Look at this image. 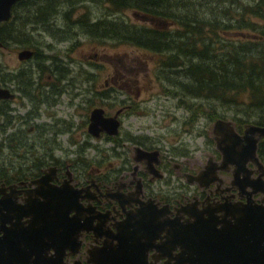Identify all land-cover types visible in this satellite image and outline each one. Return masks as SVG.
<instances>
[{
	"label": "flooded vegetation",
	"instance_id": "1",
	"mask_svg": "<svg viewBox=\"0 0 264 264\" xmlns=\"http://www.w3.org/2000/svg\"><path fill=\"white\" fill-rule=\"evenodd\" d=\"M66 1L69 7L58 9V16L63 15L64 22L58 18L53 23L47 22L48 14L40 18L43 22L33 23L34 19L28 21L24 17V32L20 31L24 48L19 51L30 50L31 54L20 60L24 61V67L13 73L11 78L5 81L0 74V87L7 88L13 94L12 97L0 98V112L5 107L6 113L8 111L5 120L0 114L3 118L0 127L5 125L8 128L16 121L17 124L21 123L24 127H17L10 135L13 132L23 135L24 159L35 158L32 167L27 169L3 167L0 164V264H24V253H29L27 255H31L37 264H108L103 263L105 256L119 252L122 259L126 257V263L122 260L120 264H135L132 254L141 250L145 252L146 264H173L178 247L170 251L171 258H168L166 255L157 256L160 251L149 245L163 241L165 232L160 231V237L153 236L154 239L149 238L148 241L145 237L140 239L123 229L128 215L134 214L136 218L138 213L149 212L160 221L178 220L186 224L193 220L188 212H197L207 218L215 207L222 204H243L251 188L246 187L245 191H241L237 187L232 165L217 170L216 179L208 185L189 183L186 173H197L206 162L197 171L190 172L182 162L173 161L159 148H144L158 150L157 161L141 156L134 150L135 146H140L137 134L122 131L125 116L135 107L132 99L124 96L119 107L109 112L107 105L96 98L109 95L105 94L107 88L91 92L86 86L78 93L69 90L72 65L76 66L74 53L79 44H89L93 30L106 40L109 20L117 19L123 23L126 17L122 9L103 8L98 10L101 11L99 15H95L97 11L82 10L85 4L82 0ZM62 2L54 0L53 5L55 3L56 7L60 3L61 6ZM127 8L134 17H140L136 9ZM155 21L157 19L147 17L140 20L147 26H155ZM171 24L164 25L170 27ZM3 31L5 40H0V47H7V37L14 34L10 35L9 30ZM61 42L67 43L63 50L60 49ZM82 59L86 65H92L96 58ZM84 75V80L92 77L91 73ZM117 77L124 78V75L120 73ZM107 81L105 79L104 83ZM61 93L75 97L85 94V113L80 115V125L85 126L87 137L99 144L86 141L77 149L60 146L59 135H64L72 143L76 141L71 133L72 118L61 119L53 108ZM21 97L24 100V115L16 111L17 107L10 105ZM95 107L101 108L104 116L116 115L120 122L117 135L101 131L96 136L88 132L90 114ZM57 124L60 126L57 127ZM83 134L81 128L80 135ZM6 135L2 133V138ZM44 142L53 145L48 146ZM107 142L110 143L107 147H101ZM259 147L263 149L261 154L258 153ZM85 149L93 152L88 153ZM57 150L60 152L57 153ZM257 155L264 165L262 138L257 143ZM110 157L116 161H109ZM220 158L212 157L214 161ZM247 166L253 170L250 176L255 178L260 169L253 162H248ZM174 171L179 180L184 178L186 182L172 179ZM41 176H46L48 183H29ZM189 184L194 186L193 190H189ZM251 198V204L264 206V194L253 193ZM215 212L220 214L221 211ZM88 216L94 217L90 227L78 230L77 222H84ZM118 227L121 230L120 242L111 237L117 233Z\"/></svg>",
	"mask_w": 264,
	"mask_h": 264
},
{
	"label": "trees",
	"instance_id": "2",
	"mask_svg": "<svg viewBox=\"0 0 264 264\" xmlns=\"http://www.w3.org/2000/svg\"><path fill=\"white\" fill-rule=\"evenodd\" d=\"M27 1L30 0L13 4L12 17L0 27L1 41L5 40L3 30H9L8 33L14 36L7 38L24 44L20 31L24 29V4ZM53 1L46 0L44 5L38 6L32 13L34 22H42L40 18L53 7ZM109 2L110 9L130 7L136 9L141 18L157 19L155 26L131 23L126 18L123 23L110 19L105 34L110 39L162 55L156 76L164 93L197 99L199 104L206 100L210 112L205 113L211 120L219 117L218 108H229L235 113L231 120L237 128L248 123L264 125V0ZM166 23L172 24L165 27ZM92 33L95 34V30ZM180 102L184 101L180 99ZM5 108L0 112L4 120L7 119ZM6 128L4 125L1 133ZM2 139L8 140L10 147L24 149L23 135L7 133ZM262 150L259 147L258 153Z\"/></svg>",
	"mask_w": 264,
	"mask_h": 264
},
{
	"label": "rangeland",
	"instance_id": "3",
	"mask_svg": "<svg viewBox=\"0 0 264 264\" xmlns=\"http://www.w3.org/2000/svg\"><path fill=\"white\" fill-rule=\"evenodd\" d=\"M82 2L85 3L82 10L86 8L90 12L97 11L95 15L101 13V11H98L100 9H110L109 0H88V2L82 0ZM45 3L46 0L26 2L24 4V17L33 20L34 14L32 13L37 11L38 6L40 7ZM59 5L55 7L54 3L53 7L46 13L49 18V20H46L47 22H54L57 18L59 21L64 22L63 15L58 16V9H67L69 7L68 1L63 0L61 6ZM122 10L125 11V17L128 21L141 24V17H134L128 8ZM62 12L60 13L62 14ZM34 33L36 32L34 31ZM230 38L234 37L230 36ZM34 39H36V35H34ZM105 39L103 40L101 36L94 34L89 44H83L82 42L79 44L74 53L76 66L72 65L69 90L78 93L82 91L80 89H84L86 86L89 88L88 91L91 92L95 89L107 88L105 94L109 95L102 98L97 96L96 98L107 105L109 112H114L119 107L124 96L132 99L135 107L129 111L131 112L129 115L125 116L122 131L127 130L130 134H137L140 146L161 149L162 154L168 155L173 161L182 162L187 171H197L206 162L208 156L219 159L220 153L216 150L214 140L211 137L213 120L206 114L208 111L210 112L206 100L199 104L197 99L189 100L179 95L164 93L161 82L156 76V67L162 57L159 53L156 54L147 49L113 40L109 37ZM46 40H48L47 37ZM7 41V47H0V74H2L5 81L11 78L10 76L13 73L16 74L17 70L24 67V61L17 58V51L24 48V44L17 43L12 39H7ZM59 45L60 49L63 50L67 43L61 42ZM92 56H95L96 59L93 60L92 65H86L82 57L89 58ZM85 73H91L92 77L84 80L86 79ZM120 73H123L124 78L117 77ZM105 79L108 80L107 85L104 83ZM169 88L172 89V86H169ZM143 98L147 100H142ZM58 99V103L53 108L61 119L72 118L71 133L76 139L72 143L64 138V135H59L60 146L77 149L86 141L99 144L98 141L90 140L85 134V126L80 125V115L85 113V94L82 93L75 97L61 93L58 95ZM180 99L184 102H180ZM10 105L14 108L17 107L16 111L20 115H24V100L22 97L17 102L10 103ZM216 113L219 114V117L229 120L233 119L232 117L235 115L233 110L229 108H218ZM11 117L13 122L14 118ZM1 119L3 118L0 117V121ZM21 126L23 125L21 123L17 124V121L14 125L11 123L3 135ZM56 126L59 127L60 124ZM2 128L0 127V131ZM81 128L84 131L82 136L80 135ZM240 128H243V125L237 129ZM44 144L53 145V143L48 144L46 142ZM109 144L107 142L101 147H107ZM8 145V140L3 141L0 132V164L3 167H12L13 165H15L14 167L22 165L24 169L32 167L35 158L24 159V149ZM36 151H39V149H36ZM85 151L88 153L93 152L89 149H85ZM56 152L60 151L57 150ZM109 161H116V159L110 157ZM172 173V179L186 182L184 178L179 180L175 171ZM188 187L189 190L194 189L193 185L189 184Z\"/></svg>",
	"mask_w": 264,
	"mask_h": 264
},
{
	"label": "water",
	"instance_id": "4",
	"mask_svg": "<svg viewBox=\"0 0 264 264\" xmlns=\"http://www.w3.org/2000/svg\"><path fill=\"white\" fill-rule=\"evenodd\" d=\"M17 1L19 0H0V22L10 18L11 7ZM230 34L242 35V33ZM30 54V50L22 49L18 51L17 58L22 60ZM12 96L13 94L7 88L0 87V98ZM119 125L120 122L116 115L104 116L103 110L95 107L91 111L87 129L88 132L96 136L101 131L117 135ZM211 132L215 147L221 155L220 160L214 161L212 156H209L203 168L195 174L186 173V179L189 183L208 185L216 179L217 170L227 169L228 165H232L233 171L236 173V176L234 173L233 180L237 187L241 191H245L246 187L251 188L250 191H247L246 202L243 204H222L215 207L207 218H203L197 212H188L193 220L186 224H182L178 220L160 221L149 212L138 213L136 218H134V214L128 215L123 223V229L136 234L140 239L145 237L147 241L149 238L154 239L153 236L160 237L159 232L164 231L163 241L149 245L160 251L157 256L166 255L168 258H171L170 251L178 247L179 252L175 255L176 260L173 264H264V206L253 205L250 202L253 193L264 194V180L262 179L264 165L256 155L258 140L264 139V125L248 123L244 126L243 133L240 134L236 131L232 120L216 118ZM134 150L141 156L158 160V150L156 149L147 150L135 146ZM248 162H253L260 169L255 178L250 176L253 170L248 168ZM240 173H243L242 177H240ZM29 183L42 185L48 181L46 176H41ZM120 205L124 206L122 203ZM217 210L221 211L220 214L215 212ZM141 211L144 210L141 209ZM79 214L78 210V216ZM78 219L79 217H77ZM93 219V216H88L84 222H77L78 230L88 229ZM120 231V227H118L117 233L111 236L119 242L121 241ZM27 254L29 253H24V264L38 263L31 259V255ZM132 256L135 264H146L143 250L132 254ZM125 258L122 259L121 252L119 254L109 253L105 256L103 263L120 264L122 260L126 263Z\"/></svg>",
	"mask_w": 264,
	"mask_h": 264
},
{
	"label": "bare ground",
	"instance_id": "5",
	"mask_svg": "<svg viewBox=\"0 0 264 264\" xmlns=\"http://www.w3.org/2000/svg\"><path fill=\"white\" fill-rule=\"evenodd\" d=\"M237 167H238V165H237ZM235 176H236V173H235Z\"/></svg>",
	"mask_w": 264,
	"mask_h": 264
}]
</instances>
